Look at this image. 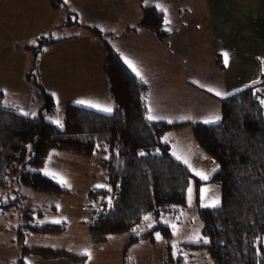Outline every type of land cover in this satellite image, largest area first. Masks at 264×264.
<instances>
[{
    "label": "trees",
    "instance_id": "1",
    "mask_svg": "<svg viewBox=\"0 0 264 264\" xmlns=\"http://www.w3.org/2000/svg\"><path fill=\"white\" fill-rule=\"evenodd\" d=\"M72 21L78 23L74 18ZM163 23L159 8L144 6L141 26L163 39L168 33ZM90 29L100 34L104 42L103 70L109 82L113 111L105 113L69 103L63 112L61 128L48 119L55 111V102L39 83L43 101L34 116H25L16 106L6 103L0 90V202L4 195L10 196V191L17 192L15 183L39 191H63L60 184L40 169L53 149L68 150L83 157L101 152L105 154L100 163L105 168L107 185L92 187L87 192L93 202L97 201L91 208L90 238L101 241L111 234L131 233L143 223L144 216L150 215L154 221L152 226L142 233L131 234L128 243L138 238L154 240L156 232L169 240L171 227L161 217L186 205L189 180L195 177L187 165L170 153L162 139L167 130L182 123L147 119V85L107 43L99 29L92 26ZM52 40L55 38L40 42L34 48L35 54L41 51L43 43ZM261 99H264V74L257 83L220 99L218 122L192 124L196 142L219 166L210 180L220 185V204L198 209L203 235L210 243L190 244L206 247L212 264H264V107ZM140 152L145 155H139ZM43 211L37 213L41 215ZM25 224L27 230L37 232L63 228V223ZM170 249L168 243L164 264H186L184 255H173ZM31 250L43 257L66 254L60 249L35 247ZM13 264L27 263L18 257Z\"/></svg>",
    "mask_w": 264,
    "mask_h": 264
},
{
    "label": "crops",
    "instance_id": "2",
    "mask_svg": "<svg viewBox=\"0 0 264 264\" xmlns=\"http://www.w3.org/2000/svg\"><path fill=\"white\" fill-rule=\"evenodd\" d=\"M29 2L33 4L37 16L44 12L42 9H44L43 5H46V0H29ZM61 2L72 16L73 14L75 17L77 16L76 20L79 18L83 6L89 10V6L95 3L92 0H67V2L61 0ZM50 3L55 5L52 1ZM157 4L167 10L166 13L163 12V16L166 14L171 21L170 24L163 23L165 30L170 29V31L166 30L168 33L163 39H159L140 25L144 6H156ZM138 5L142 9V14L137 17L136 24L124 25L112 33L79 19L78 23H62L61 28H67V31L60 36L51 37L55 40L45 44L46 47L41 49L39 61H37V56L35 58V61L39 62L35 68L36 80L32 78L31 80L24 75L27 68H22L23 70L19 74L17 71L16 73L7 71L5 77L8 74L11 78H17L16 82L15 79L11 80L7 77L8 90L1 86L0 90L4 94L6 103L14 105L19 111L28 112L30 115L38 111L42 102L40 104L38 102L37 95L40 94V88L37 83L51 94L55 102V109L59 99L62 100V104H59L60 107L64 105L62 114L59 115L61 119L66 105L69 103L78 104L77 100L91 101L101 106L110 107L113 111L114 103L109 92V82L103 70L106 53L104 42L100 34L90 29V26L96 27L124 62L127 57L142 76L156 78L152 86L149 82H144V77L142 80L137 76L147 85L145 93L147 116L151 109V115L156 117L153 120L182 123L177 128L166 131L162 139L165 141L167 138L165 142L172 155L173 152H176L183 158L178 160L183 162L184 159H187L192 166L194 165V169L200 166L201 171L208 175L207 180H201L189 168L195 176L193 179L199 199L201 188L211 189L213 193L211 194L210 191L207 194L208 200L209 195H213L214 199L218 196L215 186H218L220 190V185L210 179L216 171L213 169H217L218 165L196 142L192 124L195 122L204 123L207 119L214 120L213 123L218 122L220 119L215 120V118L221 117L220 99L257 83L261 75L264 74V0H138ZM101 9L106 10L104 3H101ZM54 11L58 13L57 7ZM61 16L62 14H60ZM24 19L25 17H23ZM29 21L36 23L40 22V19L36 18L35 20L34 17H31ZM19 26L25 27L24 22L20 21ZM10 27L12 25L8 21H5L4 24L1 22L0 37H5L6 39L3 38V40L11 43L8 50L10 53H14L13 56L20 53L17 67L19 69L23 67L21 62L24 63L26 60L28 51L12 45V40L7 36ZM18 33L20 34V32ZM3 40L0 41V45H3ZM142 43H146L149 47L142 46ZM1 50L0 80H4L2 79L4 65L11 60H8L4 55V50ZM137 50L143 54H137ZM224 52H227L229 57L227 66H225L222 55ZM202 59H204V63L200 62ZM193 60L199 61V63H192ZM10 81L16 87L21 85V88H12L9 84ZM31 83L38 87H32ZM34 88L37 89V92ZM209 88L215 90L209 92ZM217 91L222 95L217 96L215 94ZM54 93L55 95H53ZM79 105L89 107L87 104ZM93 109L105 112L98 108ZM48 119L51 120V117ZM174 136L177 137L176 141H174ZM188 140V144L182 143ZM62 151L77 155L68 150ZM174 157L176 158V156ZM196 199L198 200V198ZM182 208H177L163 216L170 227L175 223L174 218ZM153 222H150L151 225ZM148 228L149 226L146 229ZM143 231L136 233H132V231L129 236ZM190 244L198 243L190 241L180 243L188 251L202 248L199 245Z\"/></svg>",
    "mask_w": 264,
    "mask_h": 264
},
{
    "label": "rangeland",
    "instance_id": "3",
    "mask_svg": "<svg viewBox=\"0 0 264 264\" xmlns=\"http://www.w3.org/2000/svg\"><path fill=\"white\" fill-rule=\"evenodd\" d=\"M51 1L56 2L57 6L51 5ZM92 1L95 3L89 6V10L85 9L84 6L81 8V13H78L79 18L77 20L79 19L82 22L97 25L107 29L110 33L124 25L136 24L137 17L139 14H142L138 0ZM101 3H104L106 7L105 11L101 9ZM43 6L44 9L42 10L44 12L40 16H37L36 10L29 0H0V23L2 22L4 24L5 21H8L12 25L7 36L12 40L13 46L28 51L26 60L24 63L21 62L23 67L18 69L20 53H16L13 56L14 53H10L8 50L11 43H7L6 40L4 41L3 38L6 39L5 37H0V41H4L3 45H0V55L2 53L1 49H3L5 52L4 55L7 56L8 60H11L4 65V77L2 79L5 81L0 80V86L5 88V90H8L6 78L10 76L7 74L5 77L7 71L12 73H16L17 71V74H19L24 68H27L24 71V75L29 79L36 78L35 68L39 63L37 61L40 59V51L35 54L34 48L40 42L46 41L49 37L62 35L63 32L67 31V28H61V24L71 23L73 22L72 19H76L77 17H73L67 11L61 0H46V5L44 4ZM56 7L58 13L54 11ZM60 14H62L61 17ZM23 17H25L24 20ZM31 17H34L35 20L39 18L40 22L31 23L29 21ZM20 21L24 22L25 27L19 26ZM45 44L46 42L43 43L42 48L46 47ZM141 45L147 48L149 47L146 43H142ZM138 51L136 52L137 54H143ZM36 56L37 61H35ZM200 62L204 63V59ZM192 63H199V61L193 60ZM143 77L145 81L149 82L152 86L154 85L156 78ZM9 78L11 80L15 79L16 82L17 78ZM9 84L12 88H21V85L16 87L11 81ZM31 84L32 87L39 86L38 84V86L36 84L34 86L33 83ZM37 97L40 104L43 101L41 93ZM61 101L59 99L55 111L48 115V117H51L53 123L59 120L63 124V119L59 117L64 108V105L61 107L59 105L62 104ZM32 103H34L33 100ZM21 106L24 107V105ZM157 110L160 111L161 109ZM188 129L190 128L188 127ZM174 138V141H176L177 137L174 136ZM182 143L186 145L189 143V140L183 141ZM100 155L102 158L105 154L94 152L91 157L83 158L62 150L53 149L49 152L45 163L40 166V169L43 172L47 169L50 173H56L58 177L63 178L67 182L66 184H61L58 179H54L50 175L55 182L60 184L64 189L63 191L57 193L45 192L35 190L29 185L15 183V186L18 187L17 192L13 193V191H10L9 197L6 195L2 197V201L0 202L2 203L0 204V264H13L18 257H21L27 264H164V259L167 256L166 247L168 243L171 245L170 251L173 255H184L186 264H212L206 247L199 245L202 248L188 251L180 245L183 241L195 242L196 235H201L206 238L203 235L202 220L198 214V208L201 207V203L193 178L189 180V186L191 185L193 188L192 204L191 206L188 204L187 191L186 205L174 218V224L177 226L176 233L174 234L172 228L169 240L163 238L161 234L162 239L157 240V232L154 235V240L138 238L130 244L128 243L130 233L111 234L101 241L92 240L89 233L91 208L96 205L97 201L93 202L88 197L87 192L97 185H107L105 168L99 163ZM213 161L218 165L215 159ZM211 165L213 166V163ZM195 169L198 171L202 170L200 166L195 167ZM215 187L217 189V197L221 199L219 187ZM210 191L211 189H209ZM15 195H18V197H15ZM209 197V202H211L213 195H209ZM42 209L44 211L42 215H39L37 211ZM56 220L63 223V228L60 231H30L27 230L28 226L25 224L29 222L30 224L36 223L42 225L47 221L53 222ZM161 221L165 222V217H161ZM148 222L144 220L143 223L135 226V233L146 229ZM150 222L152 223L153 220ZM35 247L60 249L64 250L66 254L55 257H43L31 250ZM86 251L91 253L90 258L85 254ZM70 254L81 257L73 258Z\"/></svg>",
    "mask_w": 264,
    "mask_h": 264
},
{
    "label": "snow or ice",
    "instance_id": "4",
    "mask_svg": "<svg viewBox=\"0 0 264 264\" xmlns=\"http://www.w3.org/2000/svg\"><path fill=\"white\" fill-rule=\"evenodd\" d=\"M65 2H67V0H65ZM156 7L159 8L162 12H165V13L167 12V10L164 9L163 6L160 5V4H157ZM164 23L165 24H170L171 23L170 19L168 18V16L166 14L164 16ZM166 30H169L170 31V29H166ZM222 55L224 56L225 66H227L228 65V59H229L228 53L227 52H224ZM125 63L133 70V72L136 73L137 76H139L143 80V76L141 75L140 71L135 67V65L133 64V62L131 60H129L127 57H125ZM144 82L147 83V81H144ZM201 87H203V85H201ZM208 91L211 92V91H213V89L209 88ZM215 94L217 96H221L222 95V93H220L219 91H217ZM53 95H55V93ZM76 103H78V104H87L89 107L98 108L99 110H102V111H105V112H111L112 111V109L110 107L101 106V105L92 103L91 101L77 100ZM260 104L261 105H264V99H261L260 100ZM149 113L150 114L147 116V119L148 120L156 119V117H154L153 115H151V109H149ZM23 115L28 116L30 114L28 112H24ZM31 115L34 116L35 113H31ZM219 119H220L219 117H216L215 118V120H219ZM169 122H171V121H169ZM213 122H214V120H211V119H207V120L204 121V123H213ZM54 123H56L58 127L63 128V124L59 120L54 121ZM166 140H167V138H165V141ZM29 148H30V146H29ZM139 155L144 156L145 153L144 152H140ZM173 155L176 156L177 159H183L180 155H177L176 152H173ZM183 162L185 164H187L188 167L190 169H192V171L194 172V174L196 176H198L201 180H207L209 178L208 175L206 173H204L203 171H198V170L194 169L187 159H184ZM217 167H219V166H217ZM215 170L216 169L214 168L213 171H215ZM44 174L45 175H51L54 179H58V181L61 184H66L67 183L65 180H63V178L58 177V175L56 173H50L47 169H45V173ZM97 187L103 188V187H106V185H97ZM110 190L111 189H109V191ZM187 191H188V204H189V206H191V204H192V198H193V188L191 187V185L188 187V190ZM199 192H200V203H201V207H211V208H215V207H217L220 204L219 197H215L214 199L211 200V202H209L208 195H207L208 192H209V189H207V188H201L199 190ZM109 204H111V200L110 199H109ZM144 220L150 222L152 220V217L150 215H146V216H144ZM53 222L54 223H60L59 220H56V221H53ZM165 223H168V221H165ZM148 226L151 227L152 226L151 223H149ZM171 227L173 228V232L175 234L176 233V230H177V226L175 224H173V225H171ZM133 231L135 232L136 229H133ZM156 238H157V240L162 239V237L160 236V233H158V232L156 233ZM195 242H203L204 244L210 243V241L207 238H205V237H203L201 235H196L195 236ZM85 254L88 255L89 258L91 257V253L90 252H87L86 251Z\"/></svg>",
    "mask_w": 264,
    "mask_h": 264
}]
</instances>
